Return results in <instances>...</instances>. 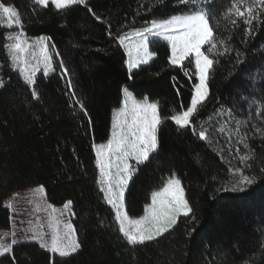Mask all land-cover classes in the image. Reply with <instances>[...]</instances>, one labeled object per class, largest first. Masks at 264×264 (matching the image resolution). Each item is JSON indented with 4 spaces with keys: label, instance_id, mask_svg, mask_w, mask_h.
I'll return each instance as SVG.
<instances>
[{
    "label": "trees",
    "instance_id": "trees-1",
    "mask_svg": "<svg viewBox=\"0 0 264 264\" xmlns=\"http://www.w3.org/2000/svg\"><path fill=\"white\" fill-rule=\"evenodd\" d=\"M0 2L18 9L26 36L44 37L54 49V68L35 72L34 87L18 70L4 67L0 229L10 227L6 205L11 194L41 184L52 204L72 201L81 244L76 253L59 257L36 241H22L4 258L13 264H264V139L250 137L253 158L241 165L235 149L239 147L241 154L247 150L237 137L229 142L227 133L213 132L231 119L216 115L224 109H232L236 119L261 123L254 109L261 106L257 98H264V16L246 37L241 19L235 27L223 19L231 0H215L210 23L217 35H231L233 51L218 57L211 71L209 96L195 121L197 134L164 120L157 132V151L149 160L132 165L125 190L129 216L140 217L152 191L174 174L182 182L192 213L180 217L158 239L132 246L119 233L114 209L100 190L93 145L110 138L113 111L121 105L124 88L136 98L157 102L161 116L167 117L190 104L195 78L189 80L181 68L170 64V44L156 37L148 40L153 58L130 71L116 37L152 19L185 14V6L179 0H85L57 10L51 3L45 8L34 0ZM16 30L21 31L12 29ZM4 35L5 27H0L1 58L6 50ZM184 63L193 73L194 65ZM33 88L38 99L31 95ZM245 97H250L247 104ZM77 101L84 104L86 115ZM200 125L212 133V143L199 139ZM229 127L234 129V120ZM238 167L255 177L254 182L243 191H223L237 179L229 169Z\"/></svg>",
    "mask_w": 264,
    "mask_h": 264
},
{
    "label": "snow or ice",
    "instance_id": "snow-or-ice-1",
    "mask_svg": "<svg viewBox=\"0 0 264 264\" xmlns=\"http://www.w3.org/2000/svg\"><path fill=\"white\" fill-rule=\"evenodd\" d=\"M34 3L45 8L51 3L55 9L64 10L71 5L84 4L85 0H34ZM179 3L185 6L187 10L185 14L172 15L167 19H152L150 22H145L143 27L134 28L127 34H120L116 39L126 49L129 57L126 63L129 69L147 63L154 55L146 44L150 36L163 37L169 41L170 64L181 68L189 80L195 78L192 83L190 104L186 108L182 106L180 111L170 116L162 117L157 102H150L147 97L137 100L125 88L121 105L113 111L110 138L106 143L93 145L99 169L100 190L104 193L107 204L114 209V219L118 224L119 233L132 246L143 245L163 236L177 225L180 217H189L192 208L186 199L181 180L173 174L162 187L152 191L151 202L146 204L144 214L139 218L130 217L125 206V190L134 169L129 161L135 160L137 163L147 161L150 155L157 151V132L166 119L173 121L180 129L191 128L193 134H197L195 121L209 96L208 80L211 71L218 63V57L233 51L230 45L231 35L227 37L217 35L210 23V19L215 18L212 11L215 0H179ZM262 16H264V0H231L230 7L223 13V19L228 20L233 27L237 25V18L242 20L246 26L244 29L246 37L253 33L254 22H261ZM97 19L99 20L100 17ZM0 27L21 29L19 32L4 35L3 39L11 41L4 44V47L9 53L11 67L21 73L26 84L34 85L35 72L41 64L45 73L52 68V55L45 38L39 37L30 43L22 31L23 22L18 9L4 2H0ZM215 27H220L219 19ZM111 34L109 32V35ZM133 38L134 42H132ZM126 41L129 43L126 44ZM205 45L208 46L207 49L204 48ZM240 55L241 53L237 51V58ZM185 61H188V65H194L193 73L190 74ZM69 86H71L70 81ZM31 95L33 98H39L34 88ZM249 99L250 97H245L244 103L247 104ZM257 99L261 106L256 107L254 112L260 119V124H251L250 119H236L232 109H224L216 113L218 117L227 115L231 119L221 123L219 128L214 127L213 132L227 133L229 142L232 136L237 137V143L247 150L241 154L239 147L235 149L241 165H245L253 158L248 143L250 137L255 135L264 139V98ZM77 102L86 115L84 104ZM251 115L252 113H249L250 117ZM233 120L234 129L229 127ZM198 136L202 141L213 142L212 133L202 125ZM229 172L237 179L231 188L225 187L223 191H243L255 180V177L245 175L241 167L230 168ZM34 193L40 197L47 195L43 185L34 189ZM6 207L13 208L11 201ZM36 211L48 213L50 240L45 239L48 233L36 229L32 230L30 239L39 241L41 248L58 254L59 257L70 256L80 249L76 228L70 220L65 222L63 219L65 216H75L72 211V201L65 202L61 209L51 204L44 207L37 204ZM192 218L195 219L194 216ZM39 227L42 228L43 225ZM11 235L13 236L11 243H4V238L0 237V256L10 253L13 245L17 243L16 233L12 232Z\"/></svg>",
    "mask_w": 264,
    "mask_h": 264
},
{
    "label": "rangeland",
    "instance_id": "rangeland-1",
    "mask_svg": "<svg viewBox=\"0 0 264 264\" xmlns=\"http://www.w3.org/2000/svg\"><path fill=\"white\" fill-rule=\"evenodd\" d=\"M178 15H181V14H178ZM132 30L133 29L128 30L125 34L130 33ZM19 31L20 30H16L15 32H19ZM15 32H13L12 29H8V28L5 27V35L6 34H12V33H15ZM152 37H156V36H150L149 38H152ZM26 38L31 43L36 38H39V37L32 38V37L26 36ZM149 38H148V40H149ZM156 38L164 39L163 37H156ZM1 40H2V38L0 37V41ZM148 40L146 41V44H147V47H148V49L150 51ZM45 42L48 44L49 52L52 55V68L48 71V72H50L54 68V49L52 48V46L50 45L49 41L46 38H45ZM132 42H134V38H133ZM167 42L170 44L169 41H167ZM6 43H11V41L5 40L4 44H6ZM125 43L128 44L129 41H126ZM124 50H125V53H126V56H127V60H128L129 57L127 55L125 47H124ZM170 52H171V45H170ZM153 56L151 58H149L148 61H150L153 58ZM141 64H143V63H141ZM4 67L12 68L11 67V61H10V58H9V53H8L7 50H5V56L3 58L0 57V85L6 79V76L4 75ZM40 69L44 72L42 64L39 66L38 70H40ZM129 70L131 71L132 69H129ZM31 87H34V85H31ZM133 97L136 98L134 95H133ZM136 99L137 100H141V98H136ZM150 102H153V101H150ZM135 162H136L135 160H130L129 161L130 165H133ZM40 185L41 184L30 186V187H27V188H25L23 190H16L8 198L7 203L9 201H11V203L13 205V208L10 209V212H11L10 227L6 228V229H3V228L0 229V237L4 238L3 239L4 243H11V240L13 239V236L11 235V233L15 232L16 233L15 239L17 240V242L31 240V241H36V242H38L40 244L39 241L30 239V237L33 234V231H32L33 229L48 233L49 235H47L45 237V239L46 240H50L51 229L48 228V219H49L48 213L45 212V211L37 212L36 211V205L39 204L42 207H44V206H46L48 204H51L52 206L56 207L57 209H61L64 204H62V205L52 204L48 200L47 195L45 197H40L39 195L35 194L34 193V189H36ZM72 211H73V209H72ZM134 218H139V217H134ZM63 219H64L65 222L70 220L73 223L74 227H75L74 216L73 217L65 216ZM39 225H43V227L40 228ZM6 233H7V235H5ZM7 254L8 253H6L5 255H7ZM5 255L0 256V264H13V263L9 262L6 258H4Z\"/></svg>",
    "mask_w": 264,
    "mask_h": 264
}]
</instances>
